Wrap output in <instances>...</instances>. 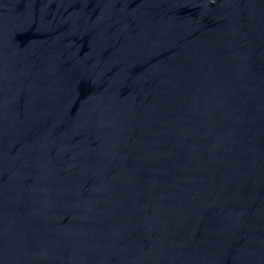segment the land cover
I'll list each match as a JSON object with an SVG mask.
<instances>
[{"label": "water", "instance_id": "95a60500", "mask_svg": "<svg viewBox=\"0 0 264 264\" xmlns=\"http://www.w3.org/2000/svg\"><path fill=\"white\" fill-rule=\"evenodd\" d=\"M0 264H264V0H0Z\"/></svg>", "mask_w": 264, "mask_h": 264}]
</instances>
